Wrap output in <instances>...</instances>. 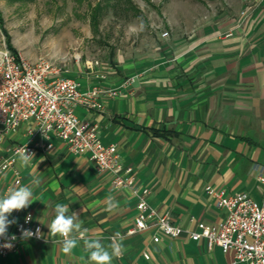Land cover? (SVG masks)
Segmentation results:
<instances>
[{
  "label": "crops",
  "instance_id": "1",
  "mask_svg": "<svg viewBox=\"0 0 264 264\" xmlns=\"http://www.w3.org/2000/svg\"><path fill=\"white\" fill-rule=\"evenodd\" d=\"M226 2L216 24L186 37L136 54L116 53L112 62L68 67L82 89L118 90L100 97L101 109L78 106L74 112L96 123L103 143L116 144L121 162L131 165L138 182L149 188L150 204L183 229L157 242L153 230L123 236L124 252L112 264H243L234 261L232 249L223 252L189 236L225 217L205 193L207 184L264 200V185L252 168H264V0ZM128 76L133 81L123 86ZM31 125L23 121L4 133L0 154L26 142ZM35 140L28 166L21 167L17 157L0 174V196L30 186L34 201L9 219L16 223L31 211L43 238L18 237L10 253L0 254V264H89L82 239L64 254L61 237L48 235L55 206L68 205L69 214L77 213L88 229L86 236L99 237L107 246L110 235L132 225L135 197L115 186L108 172L96 171L86 154L69 151L53 132ZM110 197L117 206L108 211Z\"/></svg>",
  "mask_w": 264,
  "mask_h": 264
},
{
  "label": "built area",
  "instance_id": "2",
  "mask_svg": "<svg viewBox=\"0 0 264 264\" xmlns=\"http://www.w3.org/2000/svg\"><path fill=\"white\" fill-rule=\"evenodd\" d=\"M166 34V31L162 33ZM68 73L65 63L44 56L30 60L5 44L0 46V141L4 133L15 130L21 122H32L28 140L13 143L7 147L6 155L0 154V174L13 167L18 149L26 147L31 154L38 145L36 137L48 138L53 132L69 151L86 154L96 171L108 172L115 186L127 188L135 197L132 225L114 234L120 233L123 237L153 230V242L159 241L161 235L178 236L182 227L150 204L147 199L149 188L138 182L131 165L121 162L116 144L103 143L96 123L83 121L74 112L78 106L87 111L99 110L102 108L100 97L113 96L118 90L99 85L82 89ZM132 81L133 77L128 76L122 85ZM41 145L50 146L49 143ZM252 168L257 180L264 185V168L258 164H253ZM18 182L17 175L15 183ZM204 191L225 212V217L212 226L189 231L190 238H203L209 246L217 245L223 252L232 249L236 262L264 264V200H255L245 191L228 192L210 184L204 186ZM29 216L31 220L26 222ZM37 228L42 233L41 224L34 220L31 211H27L12 227L9 226L6 237H0V254L6 255L15 248L22 229L34 232ZM114 234L109 236L110 239ZM13 235L15 240H11ZM7 242H11V248L3 246ZM143 256L148 258L146 252Z\"/></svg>",
  "mask_w": 264,
  "mask_h": 264
},
{
  "label": "rangeland",
  "instance_id": "3",
  "mask_svg": "<svg viewBox=\"0 0 264 264\" xmlns=\"http://www.w3.org/2000/svg\"><path fill=\"white\" fill-rule=\"evenodd\" d=\"M105 5L94 26L90 7ZM226 0H0V46L33 60L112 62L216 24ZM166 35H162L163 32Z\"/></svg>",
  "mask_w": 264,
  "mask_h": 264
},
{
  "label": "clouds",
  "instance_id": "4",
  "mask_svg": "<svg viewBox=\"0 0 264 264\" xmlns=\"http://www.w3.org/2000/svg\"><path fill=\"white\" fill-rule=\"evenodd\" d=\"M17 156L21 167L28 166L33 159V155L27 152L26 147L18 149ZM33 201V191L30 186L13 187L6 194L0 196V237H6L9 226L15 223V220L9 219L11 213L29 207ZM116 206V203L110 197L107 210L111 211ZM54 213V218L47 223L49 229L48 235L51 237H61V251L64 254L72 253L78 247L81 239L83 240L84 250L88 253L89 264H112L114 258H119L123 254V238L120 233L114 234L111 238V243L105 246L101 242V238H89L86 236L88 229L83 228V222L79 219L77 213L71 211L69 214L68 205L57 204ZM30 220V216L26 217V222ZM21 236L24 239L33 236L43 238V233H41L39 228L34 232L29 229H22ZM15 239V235L11 236V240ZM3 246L11 248L12 244L11 242H7Z\"/></svg>",
  "mask_w": 264,
  "mask_h": 264
},
{
  "label": "trees",
  "instance_id": "5",
  "mask_svg": "<svg viewBox=\"0 0 264 264\" xmlns=\"http://www.w3.org/2000/svg\"><path fill=\"white\" fill-rule=\"evenodd\" d=\"M105 5H107V4H105ZM105 5H102L100 2H98V3L94 4L92 7H90V20H91L92 25L95 26L97 24L98 15ZM9 48L15 52L14 48H12L10 46H9Z\"/></svg>",
  "mask_w": 264,
  "mask_h": 264
}]
</instances>
